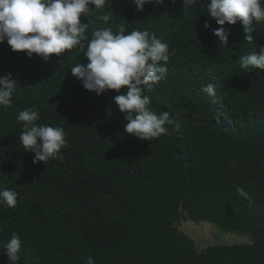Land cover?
<instances>
[{
  "label": "trees",
  "instance_id": "obj_1",
  "mask_svg": "<svg viewBox=\"0 0 264 264\" xmlns=\"http://www.w3.org/2000/svg\"><path fill=\"white\" fill-rule=\"evenodd\" d=\"M208 2L165 0L137 12L129 0H108L81 17L87 39L125 26L174 51L167 78L145 91L151 111L170 113L168 134L153 141L124 131L113 99L120 93L97 95L72 75L75 64L88 63L78 48L45 62L0 43V76L18 81L11 106H0V189L22 197L15 208L0 204V264H11L3 245L12 232L23 242L17 264H87L89 256L95 264H264V70L238 62L264 48V21L254 24L252 42L241 22L225 24L229 45L220 46ZM110 13L107 23L99 19ZM208 82L215 101L200 90ZM33 106L37 124L67 133L62 160L34 164L21 144L16 116ZM183 216L249 241L199 250L178 227Z\"/></svg>",
  "mask_w": 264,
  "mask_h": 264
},
{
  "label": "clouds",
  "instance_id": "obj_2",
  "mask_svg": "<svg viewBox=\"0 0 264 264\" xmlns=\"http://www.w3.org/2000/svg\"><path fill=\"white\" fill-rule=\"evenodd\" d=\"M108 0H0V43L7 40L12 51L26 52L29 58L37 54L48 62L53 54L60 56L66 51L78 48L88 63H77L71 68L72 75L82 82L85 90L97 95L115 90L120 93L114 96L115 104L124 113L127 123L124 131L134 137L153 141L168 134L165 126L171 123L170 113L163 111L159 116L148 107L151 92L155 85L167 78V64L170 60L169 45L162 42L149 31H127L120 26L116 33L111 27L96 29L91 39L85 32L89 23H82V15L86 16L94 8L102 9ZM134 3L137 12L144 11L146 4L161 6L165 0H129ZM192 0H184L191 3ZM264 0H210L207 12L210 18L221 27L213 29L220 46L229 45L230 32L225 24L236 25L241 22L244 39L254 40L256 31L254 24L264 21ZM109 15H101L99 19L107 23ZM205 28L210 22L205 21ZM87 40L85 44L84 41ZM86 48V50H85ZM163 62L161 64L160 62ZM244 70L252 68L264 70V48L259 53L241 55L238 60ZM17 80L11 73L0 76V106L8 108L12 103L13 93L17 89ZM121 89H126L121 92ZM215 101L217 91L213 83L208 82L200 89ZM40 112L33 106L17 113L16 119L23 123L20 142L26 151L34 152V164L53 160H62V149L68 147L67 133L63 127L37 124ZM237 193L251 198L243 187L236 188ZM20 193L12 189H0V204L15 208ZM22 240L18 233L12 232L11 238L3 245L4 255L11 264H17L22 251ZM87 264H95L89 256Z\"/></svg>",
  "mask_w": 264,
  "mask_h": 264
},
{
  "label": "rangeland",
  "instance_id": "obj_3",
  "mask_svg": "<svg viewBox=\"0 0 264 264\" xmlns=\"http://www.w3.org/2000/svg\"><path fill=\"white\" fill-rule=\"evenodd\" d=\"M178 227L186 236L193 239L199 250L215 244L230 245L249 241L248 235L244 233L225 230L204 221H193L186 216H183Z\"/></svg>",
  "mask_w": 264,
  "mask_h": 264
}]
</instances>
